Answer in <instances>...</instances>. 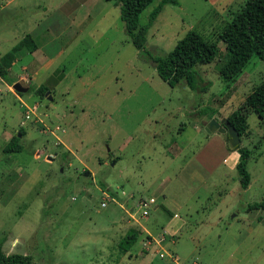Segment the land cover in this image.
<instances>
[{"label": "rangeland", "instance_id": "1", "mask_svg": "<svg viewBox=\"0 0 264 264\" xmlns=\"http://www.w3.org/2000/svg\"><path fill=\"white\" fill-rule=\"evenodd\" d=\"M156 2L139 14V25ZM243 2L164 5L137 51L111 2L0 0V57L25 35L37 46L32 57L20 53L23 61L0 83L2 253L28 255L31 264H264V210L249 209L264 204V118L248 114L239 139L238 147L249 150L246 189L236 163L222 162L224 151L238 159L226 133L204 130L259 84L264 62L252 57L228 85L215 61L198 65L190 89L183 81L167 86L150 60L189 30L222 54L217 33ZM79 8L84 19L73 35L67 15ZM15 82L47 91L19 96L11 89ZM19 129L22 150L2 153ZM149 197L158 215L149 210L144 221L133 206ZM113 202L133 208L134 219ZM169 219L177 223L174 234ZM129 231L136 239L121 251Z\"/></svg>", "mask_w": 264, "mask_h": 264}, {"label": "trees", "instance_id": "2", "mask_svg": "<svg viewBox=\"0 0 264 264\" xmlns=\"http://www.w3.org/2000/svg\"><path fill=\"white\" fill-rule=\"evenodd\" d=\"M111 2L119 9V19L123 30L129 38L131 45L137 51H143L147 30L153 24L157 14L164 5H177V0H157L156 5L148 14L147 22L139 25V14L154 0H104ZM217 41L223 45L221 54L215 42L206 40L200 33L189 30L179 39L174 47L162 57H151L157 77L170 88L183 81L190 89H195L196 80L199 79L194 70L198 65L216 62L215 69L220 80L226 85L235 81L242 73L249 59L255 57L264 62V0H244L242 5L234 11L228 21L217 33ZM36 49L32 38L25 35L9 52L0 57V80L7 81V71L18 51L31 53ZM35 95H43L47 89L38 86L35 89L28 87ZM22 95V94H17ZM254 113L258 119L264 118V77L243 99L239 106L225 120L237 132L239 139L245 135L247 128L246 118ZM210 118V117H209ZM18 136H13L3 147L2 153H18L22 150L19 136L23 130H18ZM232 150L238 153L234 166L241 189H246L249 175L246 163L249 150L236 146ZM115 162V161H114ZM101 188L104 186L99 184ZM249 209H262L264 204H252ZM136 234L129 231L121 240L119 248L127 251L134 243ZM28 255L4 254L0 250V264H31Z\"/></svg>", "mask_w": 264, "mask_h": 264}, {"label": "crops", "instance_id": "3", "mask_svg": "<svg viewBox=\"0 0 264 264\" xmlns=\"http://www.w3.org/2000/svg\"><path fill=\"white\" fill-rule=\"evenodd\" d=\"M104 1V0H103ZM105 2H107V1H105ZM81 8V7H80ZM78 9L77 11H73L72 13H70V15L68 14L67 16V18H68V27H67V29L68 30H70L71 31V33H73V35H75L76 34V32H77V29L79 28V26H80V24H81V21L84 19V17H82L81 18V16H80V14H79V12H82L83 13V10H81V9ZM81 13V14H82ZM88 17V16H87ZM86 17V18H87ZM49 32V31H48ZM50 33V32H49ZM24 37V36H23ZM22 37V38H23ZM21 38V39H22ZM33 40V39H32ZM33 43H34V41H33ZM17 44V43H16ZM15 44V45H16ZM35 44V43H34ZM15 45H13L12 46V48L15 46ZM35 46H36V44H35ZM37 52V46H36V49L33 51V52H31V53H28V55L30 56V57H32L33 55H34V53H36ZM7 53V52H6ZM20 53H23V54H25V52L24 51H18V52H16L15 54H14V59H13V61L11 62V65H10V67H9V69H14L15 68V65L16 64H18L21 60L23 61V54H20ZM27 54V53H26ZM23 63H27V62H23ZM22 63V64H23ZM20 65V67H19V70L20 71H25L26 69H27V65L26 64H24V65ZM29 65V64H28ZM8 74V73H7ZM22 77H18V79H21ZM40 86H42V85H40ZM232 150V149H231ZM198 157V156H197ZM197 159V158H196ZM236 159H237V155H236V153L234 152V151H228V152H226V151H224L223 152V156H222V162L223 163H227V166L228 167H230V168H233V166H234V164L236 163ZM189 177H192V174L191 173H189ZM150 198V197H149ZM148 198V199H149ZM145 199V198H144ZM153 199V198H152ZM163 199L165 200V198L164 197H162V200L161 201H159L158 202V204H159V206H160V208L163 206L162 205V203H163ZM154 200V199H153ZM156 202V201H155ZM113 204H116L117 206H118V208L120 209V210H122V212H123V214H126V216L127 217H129V211L131 210V207H129L127 210H125L124 208H120V206L121 205H119L117 202H113ZM156 203H154L153 204V206H152V208L150 209V211L152 212V210H153V208L155 207L154 205H155ZM105 205V204H104ZM162 208H164V207H162ZM158 209V208H157ZM156 210V209H155ZM149 211V215H150V212ZM153 214H154V216L155 215H158V213L155 211L154 212V210H153ZM133 215H134V213H133ZM138 218H140V219H144V221H146L147 219H148V217H145V218H141V217H139V216H137ZM132 219V218H131ZM133 219H134V216H133ZM125 220H126V218H125ZM135 221V222H134ZM133 222H131V223H136V220H134ZM122 222V221H121ZM127 222H128V220H127ZM119 224H121V223H119ZM119 224H117V223H115V224H110V225H119ZM137 224V223H136ZM139 226H140V228L142 229V231L143 232H148L149 231V229L148 228H146V227H144L143 225L141 226L140 224H138ZM166 225V228L168 229V230H170V232L171 233H173L174 234V232H175V228H177L178 226H177V223H174V222H171V219H169V221H168V223H166L165 224ZM179 225V224H178ZM111 228L110 229H113L114 228V226H110ZM130 229H132V228H130ZM147 235H149V233H147Z\"/></svg>", "mask_w": 264, "mask_h": 264}, {"label": "water", "instance_id": "4", "mask_svg": "<svg viewBox=\"0 0 264 264\" xmlns=\"http://www.w3.org/2000/svg\"><path fill=\"white\" fill-rule=\"evenodd\" d=\"M11 89L17 94H23L27 92L28 87H23L18 82H15L11 85ZM204 130L207 134L226 133L228 139V146L231 149L239 145L240 141L237 132L233 129V127L229 125V123L225 119H220L219 121L215 119H211L209 122H207L204 125ZM86 175L87 173L84 172L83 176Z\"/></svg>", "mask_w": 264, "mask_h": 264}, {"label": "built area", "instance_id": "5", "mask_svg": "<svg viewBox=\"0 0 264 264\" xmlns=\"http://www.w3.org/2000/svg\"><path fill=\"white\" fill-rule=\"evenodd\" d=\"M153 199L149 198V199H144V200H140L138 201V203L136 205L133 206V208H137L138 213H139V217L141 218H145L149 212V210L152 208L153 206ZM102 205V204H101ZM103 206V205H102ZM133 208H131L130 212H129V217L132 216L133 217ZM135 214V213H134ZM159 258L162 257V254L158 255Z\"/></svg>", "mask_w": 264, "mask_h": 264}]
</instances>
